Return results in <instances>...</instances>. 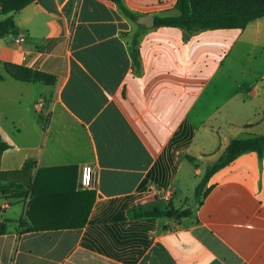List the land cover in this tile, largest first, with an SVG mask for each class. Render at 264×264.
<instances>
[{"label": "crops", "instance_id": "1", "mask_svg": "<svg viewBox=\"0 0 264 264\" xmlns=\"http://www.w3.org/2000/svg\"><path fill=\"white\" fill-rule=\"evenodd\" d=\"M123 2L139 17L177 14V0ZM9 17L0 136L11 148L0 172L22 186L0 192V264H264V154L215 172L193 207L184 200L231 140L264 135V18L187 39L110 0L0 6V23ZM19 68L47 81L21 80ZM85 166L94 191L81 188ZM170 205L192 214L137 215Z\"/></svg>", "mask_w": 264, "mask_h": 264}, {"label": "trees", "instance_id": "2", "mask_svg": "<svg viewBox=\"0 0 264 264\" xmlns=\"http://www.w3.org/2000/svg\"><path fill=\"white\" fill-rule=\"evenodd\" d=\"M35 0H0L1 11L4 14L11 12H18L34 2ZM122 10V12L131 20L137 22L139 16L132 13L125 5L123 0H110ZM176 15H170L165 17H158L156 19L157 27H177L181 28L186 33V38H190L198 32L214 29H245L251 22L264 18V0H209L208 4L199 8L197 0H177ZM17 27L14 23L13 17L7 18L0 23V38H3L9 34H16ZM131 58L134 62V66L139 69L141 66L140 53L138 49V41L134 39L132 41ZM22 74L19 76L21 80L27 81H47L45 74L32 71L29 69L19 68ZM7 78L0 73V83L5 82ZM11 146L3 140L0 136V163L2 155L5 151L10 149ZM249 152H257L260 156L264 154V135H259L244 139H233L229 146L221 157L213 164L207 167L206 173L196 189V198L201 200L208 192L206 186L212 177V175L223 167L233 162L236 158ZM187 159L195 164L196 158L188 155ZM34 161H28L25 164L24 169L29 170L34 166ZM22 185L15 183H3V177L0 172V192L1 189L21 188ZM89 192V191H88ZM89 207L87 217L78 228L85 226L88 215L91 212V208L94 201V194L89 193ZM167 212L172 213L173 217L178 219L188 218L191 216L189 209L178 211L169 206L166 211L154 209L153 211L138 213L140 217H159L164 216ZM7 220L2 219L0 215V235L7 232Z\"/></svg>", "mask_w": 264, "mask_h": 264}, {"label": "built area", "instance_id": "3", "mask_svg": "<svg viewBox=\"0 0 264 264\" xmlns=\"http://www.w3.org/2000/svg\"><path fill=\"white\" fill-rule=\"evenodd\" d=\"M96 186L97 178L94 169L90 166H85L82 170L81 188L86 191H94Z\"/></svg>", "mask_w": 264, "mask_h": 264}, {"label": "rangeland", "instance_id": "4", "mask_svg": "<svg viewBox=\"0 0 264 264\" xmlns=\"http://www.w3.org/2000/svg\"><path fill=\"white\" fill-rule=\"evenodd\" d=\"M208 1L209 0H197V5L199 8H203L208 4ZM202 179H203L202 177L201 178L199 177L198 182L201 183ZM196 189L193 190L192 188H190V189H186L184 192L185 193L184 200H188V204H190V207H193L198 201V199L196 198ZM181 197H183V195H181Z\"/></svg>", "mask_w": 264, "mask_h": 264}, {"label": "water", "instance_id": "5", "mask_svg": "<svg viewBox=\"0 0 264 264\" xmlns=\"http://www.w3.org/2000/svg\"><path fill=\"white\" fill-rule=\"evenodd\" d=\"M137 23L139 25L145 26L146 28L150 29L156 25V20L155 17L152 15H144L139 17ZM171 215L172 213L169 212V216Z\"/></svg>", "mask_w": 264, "mask_h": 264}]
</instances>
